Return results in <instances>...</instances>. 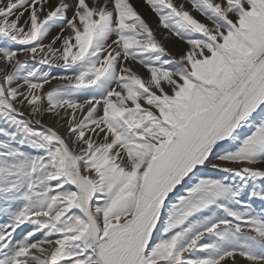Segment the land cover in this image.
Instances as JSON below:
<instances>
[{"label": "snow or ice", "instance_id": "obj_1", "mask_svg": "<svg viewBox=\"0 0 264 264\" xmlns=\"http://www.w3.org/2000/svg\"><path fill=\"white\" fill-rule=\"evenodd\" d=\"M142 3L0 0V264H264V0Z\"/></svg>", "mask_w": 264, "mask_h": 264}, {"label": "rangeland", "instance_id": "obj_2", "mask_svg": "<svg viewBox=\"0 0 264 264\" xmlns=\"http://www.w3.org/2000/svg\"><path fill=\"white\" fill-rule=\"evenodd\" d=\"M134 3H137L139 7V11L145 16V18L149 21V23L155 27L157 23V18L153 13H151L150 9L147 7L146 4L142 3V0H133ZM163 31V30H161ZM160 36V33H158V37ZM164 43L166 46L169 48V50L173 53L176 54L178 51L183 47L182 43L179 42L178 40H165ZM46 123H54V121L48 117L45 118ZM258 203V202H257ZM241 264H244L242 261Z\"/></svg>", "mask_w": 264, "mask_h": 264}]
</instances>
